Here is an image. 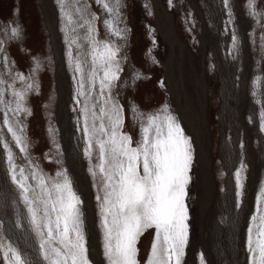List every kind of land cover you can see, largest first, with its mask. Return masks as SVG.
<instances>
[{
	"label": "rangeland",
	"instance_id": "obj_1",
	"mask_svg": "<svg viewBox=\"0 0 264 264\" xmlns=\"http://www.w3.org/2000/svg\"><path fill=\"white\" fill-rule=\"evenodd\" d=\"M156 1L105 0L113 8L114 14L109 15L102 5H97L96 0H63L65 11L73 15V23L68 24L66 20L61 19V0H49L51 9L53 8L54 31L57 39L59 38L57 42L59 41L64 69L63 93L70 143L80 157L84 169L101 262L107 264L102 251V232L98 227L96 188L94 178L88 172L89 162L83 155V133L78 130L77 123L79 113L72 110L75 107V82L66 57L67 41L73 36L72 28H76L77 37H82L85 32V29L76 26L79 14L75 11L84 4L88 5L90 13L97 16L94 22L97 39L110 40L120 45L122 72L117 87L113 89V95L124 107L123 131L131 135L134 145L140 139L141 123L148 114L157 113L167 105L182 125L180 110L189 108L196 91L205 90V122L209 143L207 157L210 162L209 176L216 198L213 194L202 195L197 185V166L191 139L193 164L186 199L189 241L182 264H201V254L203 264H209L206 253L210 250L216 252L214 259L211 258V261L214 260L213 264H227L220 255V258L217 257L219 243L208 246L204 243L208 228L203 227L202 215L205 196H208L206 202L211 209L214 208L213 203L216 210L218 204L225 203L228 179L231 182L233 200L228 218L230 224L227 225L232 231L236 229L240 212L248 198L251 203L244 226L243 245L246 256L244 258L243 255L240 259L237 249L233 247L228 264H250L246 250L248 228L251 224L252 237L255 239L256 228L260 225L258 220L251 221L250 218L259 215L257 197L260 188L264 187V131H261L260 126V114L264 112V0H252L256 15L251 14L249 0H229L228 9L224 7L223 0H172L171 4L169 0H158V3ZM156 3L159 4L158 7ZM158 14H165L170 20L176 46L171 44L167 37H162L157 23ZM106 19L116 23L119 29H126L122 39L108 30L104 23ZM14 27L17 28L16 35L12 32ZM49 30L41 0H0V80L5 81L0 84V91L3 92V100L11 101L13 108L16 99L13 91L27 93L23 102L27 112L19 113V122L27 142L26 153L20 152L7 131V126L3 124V115L7 109L5 103H0V195H8L10 200L18 197V190L8 175L5 144L11 149L13 162L24 167L26 171L30 170L31 163L48 177L54 178L57 171L62 169H66L69 175L62 132L58 124L61 96L56 56ZM233 32L237 36L238 50L230 54ZM20 74L25 77L24 81L19 80ZM243 75L245 85L242 87ZM28 83L33 84L31 90L27 89ZM242 95L245 103L238 99ZM9 116L11 117V113ZM184 132L190 137L185 129ZM202 133L204 129L199 126V135ZM241 142L243 148L240 147ZM200 146L204 147L203 140H200ZM241 161L245 164L242 173L245 177L244 194L237 207L234 171ZM98 163L99 150L94 145L91 165L97 173V187L102 183L99 168L95 167ZM14 207L13 205L4 209L8 213L5 224L10 230L0 235V246L11 242L36 264H47L39 259L35 233L26 228H12L11 222L16 216ZM20 207L23 212V205ZM81 208L86 235L83 203ZM222 213L217 212L214 219L221 228L226 229ZM200 236L204 239L203 243ZM153 240L154 230L151 229L139 238L138 264H147ZM87 256L90 264H93L89 258V250ZM0 264H6L2 251Z\"/></svg>",
	"mask_w": 264,
	"mask_h": 264
},
{
	"label": "snow or ice",
	"instance_id": "obj_2",
	"mask_svg": "<svg viewBox=\"0 0 264 264\" xmlns=\"http://www.w3.org/2000/svg\"><path fill=\"white\" fill-rule=\"evenodd\" d=\"M96 3L109 15L114 14L105 0H96ZM223 5L228 9L229 0H223ZM248 7L251 14L256 15L252 0ZM60 11L61 19L72 24L73 15L65 11L63 0ZM75 11L79 14L76 26L85 32L77 37L73 27V36L67 41L66 57L75 82L72 110L79 113L77 123L78 130L83 133V155L89 162L88 172L94 178L103 256L107 264H138V240L151 229L154 240L147 264H182L189 241L186 199L193 164L191 138L165 105L159 112L147 115L141 123L140 139L134 145L131 135L123 131L124 107L113 95L122 72L120 45L97 39L94 26L97 16L89 12L87 4ZM228 15L230 23V9ZM104 23L113 35L123 38L126 29H119L108 19ZM12 32L16 35L17 28ZM236 50L237 36L233 32L229 52L234 54ZM18 78L25 80L23 74ZM3 83L5 81L0 80V84ZM32 88L33 84L28 83L27 89ZM26 94L13 91L16 98L13 108L11 101L3 100L0 91V103H5L7 109L3 124L22 153L27 151V142L19 113L27 112L23 107ZM260 121L261 131H264V112L260 114ZM94 145L99 150V163L95 166L101 174L99 187L95 181L97 173L91 165ZM240 147H244L243 142ZM4 148L8 175L18 190V197L10 200L8 195H0V235L10 230L5 224L8 213L4 209L14 205L16 216L11 222L12 228H26L35 233L39 259L47 264H90L81 208L83 201L67 170L57 171L53 178L30 163V170L26 171L13 162L8 144ZM244 168L241 161L234 171L237 207L244 194ZM257 203L259 215L250 218L258 220L260 225L256 228L255 239L251 224L248 228L246 250L250 264H264V187L259 190ZM0 251L6 264H36L11 242L0 246Z\"/></svg>",
	"mask_w": 264,
	"mask_h": 264
},
{
	"label": "bare ground",
	"instance_id": "obj_3",
	"mask_svg": "<svg viewBox=\"0 0 264 264\" xmlns=\"http://www.w3.org/2000/svg\"><path fill=\"white\" fill-rule=\"evenodd\" d=\"M158 1V0H157ZM156 1V2H157ZM42 2V8L44 10L45 14V19L46 22L48 23L49 26V31H51L52 35V44L54 47L55 51V56H56V62H57V76H58V85H59V91H60V96H61V102H60V108L58 112V124L59 128L62 132V138H63V144H64V149L66 153V160H67V169L69 172V175L73 181L74 188L77 191V193L80 195L82 201H83V209H84V215L86 219V237H87V245H88V250H89V258L92 261L93 264H102L101 262V256L98 250L97 246V237H96V232L94 228V221H93V215L91 211V206H90V196L88 192V186L87 182L85 179L84 175V169L81 163V159L78 156L76 150L72 147L70 143V129H69V121H68V116L67 112L65 109V97H64V84H63V65H62V59L61 57V50L59 47V38L57 39L56 37V32L54 31V19H53V13L49 3V0H41ZM158 3V2H157ZM156 3V6L158 7L159 4ZM53 7V6H52ZM112 22V21H111ZM157 23L159 30L162 34V37L165 39V37L168 38L169 42L171 44H174L175 46L177 45V42L175 40V35L173 33L172 27L170 20L165 16V14H158L157 15ZM116 25V23H113ZM81 34V33H80ZM248 59V58H247ZM185 75V74H184ZM245 75H243L242 78V87L245 85ZM188 83V82H187ZM195 87V86H194ZM187 88V87H186ZM193 89V88H190ZM196 89V87H195ZM189 90V88H188ZM197 90V89H196ZM193 94V91H192ZM195 97L191 100V104L188 109L185 110H180V119L182 122V125L186 131V133L191 137L193 143H194V154H195V162L197 166V171H196V182L197 185L202 191V195L205 194H213V197L216 198L214 195V187L212 185V182L210 180L209 176V160L207 157V148L209 147V143L207 141V126L205 122V110H206V105H205V90L200 89L195 92ZM239 100L242 102L245 99L242 96L238 97ZM188 101V99L186 100ZM243 103V104H244ZM136 111V110H135ZM199 126H202L204 129V133L202 135H199ZM125 128V127H124ZM200 140L204 141V147L200 146ZM72 141V140H71ZM230 166V165H229ZM227 186H228V192L225 195V203L223 204H218V210H216V206L213 203L214 208L211 209L206 202L208 200V196H205L204 199V213H203V227L208 228V235L206 240H204L200 236V241L206 244V246L211 245V244H220V250L219 255L224 258L225 262L228 264L230 263V258L232 255L231 249L235 247L237 249V255L242 258V256L245 258L246 254H244V229H245V224H246V219L249 215V209H250V200L249 198L244 204V209L242 212H240L239 215V222L236 225L235 231H232L231 227L227 225V223L230 224L229 222V212H231V203L233 200L232 196V189H231V182L228 179L227 180ZM253 187V186H252ZM250 190V188L248 189ZM251 191V190H250ZM250 196V195H249ZM201 198V197H200ZM201 198V199H202ZM212 201V200H211ZM216 210V211H215ZM215 211V212H214ZM222 211V217L226 221V229H223L217 224L216 220L214 219L215 214L217 212L220 213ZM225 214V215H224ZM228 220V221H227ZM231 221V220H230ZM201 222V221H200ZM233 225V224H232ZM201 228V227H200ZM201 231V230H200ZM204 240V241H203ZM233 242V244H232ZM214 247V246H213ZM211 248V247H210ZM209 248V249H210ZM208 252V251H207ZM215 253L213 250H210L209 253H206V257L208 261L213 264L214 260L211 261V258L213 255L215 256ZM216 258V257H215ZM220 258V257H219ZM221 258V259H222ZM214 259V257L212 258ZM236 259V258H235ZM243 260V259H242ZM241 260V261H242ZM216 261V260H215ZM219 261V259H218ZM213 262V263H212ZM220 262V261H219ZM209 263V264H210ZM218 263V262H217ZM234 263V262H232ZM231 263V264H232ZM237 263V262H236ZM240 263V262H239ZM222 264V263H221ZM244 264V263H240Z\"/></svg>",
	"mask_w": 264,
	"mask_h": 264
}]
</instances>
